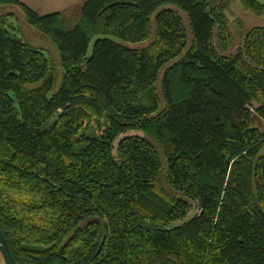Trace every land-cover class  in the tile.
<instances>
[{
  "label": "trees",
  "instance_id": "obj_1",
  "mask_svg": "<svg viewBox=\"0 0 264 264\" xmlns=\"http://www.w3.org/2000/svg\"><path fill=\"white\" fill-rule=\"evenodd\" d=\"M235 2L264 18L257 0H0L62 72L55 88L0 15V226L18 264H264V26L238 22L235 45Z\"/></svg>",
  "mask_w": 264,
  "mask_h": 264
},
{
  "label": "rangeland",
  "instance_id": "obj_2",
  "mask_svg": "<svg viewBox=\"0 0 264 264\" xmlns=\"http://www.w3.org/2000/svg\"><path fill=\"white\" fill-rule=\"evenodd\" d=\"M22 3L29 6L31 9L36 11L39 15H48L55 12H62L63 9L67 7H80L85 0H20ZM260 3H264V0H257ZM69 7V8H68ZM65 9V10H67ZM0 15L3 18L6 29L9 31L10 35L16 37L17 39L23 41L30 47L39 49L43 55L49 60L50 64L56 69L55 76V88L59 86L60 77L62 72L59 67V58L55 48L51 43L40 35L35 29L26 24L24 16L19 7H4L0 10ZM10 15V16H8ZM229 21V29L234 39L235 45L239 44V25L240 22L244 28H251L255 26H264V18H257L251 14L242 10L240 5L235 2L231 4L230 10L226 14ZM185 22V21H184ZM186 23V22H185ZM152 38L137 44H124L130 49H140L146 47ZM161 78V72L159 73L158 80L156 82V87L158 91L159 80ZM159 92V91H158ZM163 106L161 102V107ZM134 134V132H128L127 135ZM124 136V135H123ZM123 136L117 138L120 139ZM116 140V141H117ZM264 153V148L261 154ZM0 264H4L3 258L0 254Z\"/></svg>",
  "mask_w": 264,
  "mask_h": 264
},
{
  "label": "water",
  "instance_id": "obj_3",
  "mask_svg": "<svg viewBox=\"0 0 264 264\" xmlns=\"http://www.w3.org/2000/svg\"><path fill=\"white\" fill-rule=\"evenodd\" d=\"M0 254L3 258L4 264H18L12 257L8 247L5 234L0 226Z\"/></svg>",
  "mask_w": 264,
  "mask_h": 264
},
{
  "label": "crops",
  "instance_id": "obj_4",
  "mask_svg": "<svg viewBox=\"0 0 264 264\" xmlns=\"http://www.w3.org/2000/svg\"><path fill=\"white\" fill-rule=\"evenodd\" d=\"M26 5V4H25ZM29 7V6H28ZM69 8V7H68ZM65 9H67V7L66 8H64L63 10H65Z\"/></svg>",
  "mask_w": 264,
  "mask_h": 264
}]
</instances>
